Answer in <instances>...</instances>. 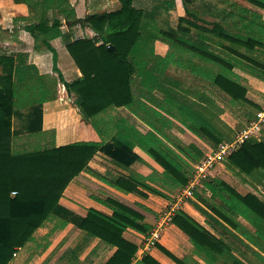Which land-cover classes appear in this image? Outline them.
I'll list each match as a JSON object with an SVG mask.
<instances>
[{"label": "trees", "instance_id": "obj_1", "mask_svg": "<svg viewBox=\"0 0 264 264\" xmlns=\"http://www.w3.org/2000/svg\"><path fill=\"white\" fill-rule=\"evenodd\" d=\"M15 1L28 7L30 23L23 29L33 36L35 46H38L40 33L48 38L60 37L82 77L67 82L56 66V58L53 71L57 76L34 75L18 68L13 57L0 56V264H13L14 254L34 243L25 260L27 263L37 252L49 247L51 233L64 229L69 222L89 237L114 248L103 264H161L148 253L135 260L137 245L123 237L128 229L148 235L152 225L145 219L157 221L158 212L142 203H128L108 195L106 199L95 197V200L108 207L110 214L90 207L84 217H77L63 208L59 199L68 183L86 168L98 151L129 164L135 158L132 147L136 145L163 168L160 186L167 192L160 189L155 179L141 174L118 177L108 184L123 193L137 192L145 197L147 195L137 188L142 186L155 195L169 198V194L186 186L190 164L202 157L201 151L192 144L176 142L172 137L169 143L173 146L167 149L161 146L162 139L153 131L141 135L125 130L107 141H78L15 153L12 148L13 117L27 109L22 115L26 120L25 131L40 132L41 106L57 99L61 83L71 99L78 97L73 102L93 124L96 123L92 119L98 113L123 106L161 135L162 115L159 111H150L149 102L195 135L217 145L229 139L226 132L216 128L201 112L203 106L188 101L175 90L176 80L166 82L165 72L172 65L210 82L226 93L233 105H248L251 112L247 119H252L258 106L247 99L250 86L235 68L264 81V53L260 51L264 48V21L258 19L256 13L239 8L233 27L240 28L230 32L220 21H215L212 28L197 23V40H191L185 35L192 26L196 27L194 21L199 20L191 7L193 0H181L185 15L191 19L179 16L177 27L170 29L155 28L148 23L143 9L133 5L135 0H118L120 7L116 10L88 13L80 18L76 17L69 0ZM160 7L164 13H169L176 8L175 0H161ZM244 14L248 18L243 17ZM62 19L71 23L68 30L80 25L90 28L93 36L75 38L63 33L60 29ZM212 37L226 54L210 47L208 42ZM156 40L168 45L165 55L154 51ZM41 42L51 47L46 38ZM241 47L246 51L241 52ZM155 90L165 95L162 100L153 96ZM200 98L209 100L203 94ZM225 161L226 167L251 176L259 184L264 183V139L244 141L226 156ZM207 177L202 181V193L207 191L208 196L196 194L209 208L192 200L190 203L205 216L208 227L182 210H176L171 218V223L187 235L192 245L191 253L180 258L160 243L155 247L176 264H247L233 253L230 241L214 233L221 230L264 264V201L250 192L241 194L210 172ZM238 217L254 230L243 226ZM47 221L53 222V227L39 242L34 233ZM45 262L46 259L42 264Z\"/></svg>", "mask_w": 264, "mask_h": 264}, {"label": "crops", "instance_id": "obj_2", "mask_svg": "<svg viewBox=\"0 0 264 264\" xmlns=\"http://www.w3.org/2000/svg\"><path fill=\"white\" fill-rule=\"evenodd\" d=\"M144 1L145 0H135L133 2V5L137 8L143 9L145 14L150 15L153 13H159L154 12L153 10L146 11L148 8L140 7L137 5V2L142 3ZM69 3L74 9L76 17L79 18L88 13L112 11L120 7V2L118 0H69ZM262 3H264V0H197V18L199 19L197 23L202 26L212 28V25L215 21H220L221 23H224L225 29L227 31L233 32L235 29L240 28L233 27L235 25L234 20L235 17H237L236 15L239 8L247 9L252 13H256L259 17L258 19L264 21V8L262 7ZM111 5H113V7L110 8L109 6ZM176 7L177 13L174 14H177L176 16L178 17L184 16V9L181 11L177 5ZM162 13L169 15V13L171 12L164 13V11H162ZM173 15L169 16L172 17ZM243 17L248 18V15L244 14ZM29 23V11L25 3L16 2L15 0H0V56L13 57L15 65L18 68L27 69L34 75L57 76V72L53 71V60L56 56V66L67 82H73L81 78L82 74L73 61L72 57L70 56L69 52L67 51L65 44L63 43L61 38H48L46 34L40 33L38 34V37H40L37 41L38 46H35V40L33 36H31L29 32L23 29V26ZM62 23L63 24L60 27L61 31L63 33L73 35V37L75 38L80 36L90 38L94 34V32L90 28L82 27L80 25H73L70 30H68L71 25L69 27H66L64 24V19H62ZM245 30L246 28L243 27L242 31ZM43 38H46L51 46L50 48H48L43 44V42H41ZM158 43H162V45H160L161 48L165 46L166 49L167 44L160 40H156L153 43L154 51L157 54L163 56L166 54V50L164 51V53H158L156 49L158 48V46L156 45ZM208 43L212 49H214L213 47H215L224 51V49H222L217 43V39H215L214 37H212V40H210ZM224 44L226 46L229 45L228 41L224 42ZM240 51L245 52L246 50L245 48L241 47ZM260 51L264 53V48L263 50L260 49ZM66 52L69 55H67ZM263 55L261 54V56ZM168 68L165 72V80L166 82L170 83V80L172 79L167 73ZM237 73H239V71ZM239 74L246 78L250 86L249 90L246 93L247 99L255 103L259 109L263 97L264 81L242 71H240ZM203 81L205 82V80ZM217 89L222 94H224L227 101H230V97L226 93L221 91L219 88ZM153 96L159 100H162L165 95L162 92L155 90L153 92ZM73 99L77 101L78 97L72 96L71 99L70 95L66 91L65 86L59 83L57 90V99L44 102L41 106L42 116L40 132L26 133L29 134V138L20 141L21 144L28 145L31 141L35 143L36 140H39V142L42 144V147H52L78 141H107L112 136H117L125 130H130L131 134H134V132H138L141 135H145L148 131H153L162 139V147L166 146L168 149L169 147L173 146L169 143L170 138L172 137V139H174V141L176 142L183 143L185 145H194L197 150L202 152L203 157L211 148H215L220 143L219 142L217 145H214L209 139L195 135L178 120L172 118L171 116H169V114H167L163 110H160L149 102H147V105H149L150 111L156 110L159 111L162 115L161 117L163 121L161 119V135L155 132L153 128L144 123L123 106L116 107L114 110L110 109L111 111H108V120L105 118V116L107 115L106 113H103L104 115L101 114V112L98 113L92 119L96 123L93 124L90 119H87L83 116V114L79 111L77 104L73 102ZM26 110L27 109H23L21 110V112H25ZM257 110L255 111V115ZM250 112L251 110L249 112L247 111V116L241 118V121H238L239 118L237 116L231 118L229 116V113L225 112V114L227 115V119L224 122L227 127H230L233 130L230 131L229 129H225L226 135L229 139L223 141L231 140L235 135L237 129H239L238 127H240L241 125L243 126V124L245 125L250 120L249 118L247 119ZM222 120L224 119L222 118ZM170 121H172V123H170ZM172 124L173 126H170ZM229 131L233 134L231 133L228 135ZM263 134L264 125L260 131L259 137L253 139L258 140ZM37 135H39L40 137L37 138ZM133 136L136 137L138 135ZM27 141L30 142L27 143ZM34 143H32L31 145H33ZM132 153L135 156L133 161L129 164H123L114 160L105 152L98 151L88 161L86 168L68 183L62 197L59 199V204L63 208L69 210L73 215L77 217H84L86 215L87 208L90 207L110 214L111 210L108 207L95 200V197L106 199L108 195H112L117 198H124L125 200L130 202L142 203L143 205L151 208L159 214L167 210L170 205L177 203V210H182L190 217H192L195 221L204 225L203 222L205 223V216L201 212H199L190 202H187L192 200L195 203H199L200 205H202V203L199 201L201 199L197 196L196 193L200 195L205 194L206 196H208L209 194L207 191L204 194L202 193L203 180L201 181L200 185L195 187L191 192L186 189L190 181L189 178L186 186L181 189H177L172 194H169V198L155 195L142 186H137V188L139 189V191L147 195L145 197L137 192L123 193L108 184V181H114L118 177H128L131 174H141L143 176L150 177V179H155L154 174H156L160 178H163V168L139 146L136 145L132 147ZM219 164L221 165V162H217L215 165ZM214 168L215 167H213L212 170H214ZM212 170L210 173H212ZM189 177H191V173ZM205 179H208V177H206ZM94 182L99 184L101 186L100 188H105L104 192H107V194L99 188H94ZM231 186H233L241 194L249 192L248 190H246V192H242V189H239L240 187H235V185L232 184ZM253 194L256 195L255 193ZM83 207H85V209ZM237 220L243 226L249 229V227H247V225L244 223L245 220L243 218L238 217ZM145 221L153 226L154 221L147 218L145 219ZM245 222L249 224L247 221ZM69 227L77 228L78 231L83 234V242L75 245L74 247H71V249L64 250L61 254H59L58 257L57 254H54L57 248L55 247L56 245H49V247L46 249L47 251L45 250L46 252L43 251L41 252V254H39V256H37L34 264H42L45 259V264H59V261L60 264H62V261H65V264H81L80 260L87 257L95 247H90V249L84 254L85 250L90 246L87 243L97 238L89 237L83 230L78 228V226L72 222H69L64 229H67ZM251 228L253 227L251 226ZM64 229H62L61 233L64 232ZM128 233H132L130 234L131 237L127 236ZM141 235L142 234L132 229H128L123 233V237L125 239L137 245V252L134 258L135 260L141 258L143 254L148 253L161 264H176L155 246L149 247L146 252L140 250L139 243L141 240ZM223 238L227 240L226 237ZM97 241L99 242L98 239ZM230 242L232 247H235V244L242 247L241 244L234 241L232 238H230ZM158 243H160L165 249L173 253L175 256L180 258L188 253H191L192 249V245L188 241L187 235L171 222L166 223L165 227L162 230V235ZM111 249L112 254L114 248ZM233 253L236 255L234 251ZM82 254H84V257L81 258ZM111 254H109L105 259L101 260L100 263L103 264L111 256ZM238 257L242 259V257ZM90 258V256L87 258L86 264H92V262L90 263L89 261ZM242 260L244 261V259Z\"/></svg>", "mask_w": 264, "mask_h": 264}, {"label": "rangeland", "instance_id": "obj_3", "mask_svg": "<svg viewBox=\"0 0 264 264\" xmlns=\"http://www.w3.org/2000/svg\"><path fill=\"white\" fill-rule=\"evenodd\" d=\"M160 1L161 0H145L142 3L137 2V5L140 7L148 8L146 11H150V10L154 11L155 10V12H159V13H156V14L153 13L150 15L145 14L146 20H148V23L152 24L153 27L161 28V29L176 28L177 24H178V16H176L177 14H174V13H177V11H176L177 7L175 8V10H172L171 13H169V15L174 14L172 17H170L168 14L166 15V14L162 13L163 10L160 7ZM176 5L180 8L181 11L183 10L181 0H176ZM109 7L111 8V7H113V5H111ZM191 7L195 11V13L197 14V0L192 1ZM184 17H187L185 15V13H184ZM187 18H189V17H187ZM189 19H191V18H189ZM194 22L196 23V27L192 26L190 29L191 31L185 35L187 38H189L191 40H197V20H195ZM184 25L188 26V23L184 22ZM156 45L158 46V48H156L158 53L159 52L164 53L165 50L167 52V50L169 48L168 45H167V49L165 46L163 48H161L160 45H162V43H158ZM213 48L217 51H220L223 54H226V52H224L223 50L217 49L215 47H213ZM67 55H69V54L67 53ZM55 58H56V56H55ZM235 71L236 72L239 71V73H240V70H238L237 68H235ZM167 73H168L169 77H171L172 80H176L178 82V85H175V90L180 95L185 97L188 101H196L197 103H199L198 105L203 106L202 109L200 108L201 112L204 115L208 116L210 122L212 124H214V126L216 128H218L219 130H222V131H225V129L226 130L229 129L230 131L233 130L232 128L227 127V125L224 122L227 119V115L225 114V112H228L229 116L231 118L234 116H237L239 118L238 121H241L242 120L241 118L246 117L247 111L250 110V107L248 105H245L242 107L240 105H233L230 101H227V99H225L224 94H222L213 84H211L210 82H206V80L204 82L203 79H197V77L191 75L190 73H188V72H186L180 68L170 66L168 68ZM202 94L206 96V100H207V98L209 100H207V101L199 100V99H201L200 97H202ZM195 97L197 98V100ZM110 109H113V108H107L101 112V114H103V113L107 114L105 116V118L107 120L109 117L108 111H111ZM22 113L23 114H21V115H15L13 117V121H12L13 129H14V136L12 139L13 151L15 153H17V152L29 151V149L39 150V148H43L42 144L39 142V140H36L35 143L33 141H31V142L27 141V143L30 142L28 145L21 144L20 141H23L24 139L29 138V134H26L28 132H26L24 129V126L26 124V120L24 118L25 116H22L26 113V111L22 112ZM222 118L224 120H222ZM241 126L238 128L241 129L244 126V124L242 127ZM239 129H237V131ZM230 131L228 132V135L232 133ZM34 135H36V134H34ZM38 137H40V136L37 135V138ZM262 139H264V134L258 140H262ZM32 143H34V144L31 145ZM218 162H221V165L220 164L215 165L214 170H212V173L216 177L223 178V180L228 182L230 185L232 184V185H235V187H238V188L240 187L239 189H242V192H246V190H248L249 192H253L257 196H259V198L261 200L264 201V183L259 184L251 176L245 175L243 173H239L236 170H232V169L226 167L225 166V163H226L225 160H221ZM193 164L194 163H191L190 164L191 169H188L190 173L192 171V165ZM154 178H155L158 186L160 187V189L167 192V190H165L164 188H162L160 186V184H161L160 179L161 178L156 174H154ZM94 183H95L93 185L94 188H99L103 192L105 191V188L104 189L100 188L101 186L99 184H97L96 182H94ZM104 193L107 194V192H104ZM110 196H112V195H110ZM119 199H122L128 203H133V202L125 200L124 198H119ZM199 201L202 203L203 207L205 206V207H207V209L209 208L208 204L204 200L201 199ZM216 201L218 202V200H216ZM187 202H190V201H187ZM83 208L85 209V207H83ZM160 216H162V214H160ZM244 223L247 225V227H249V229L251 231L254 230L245 221H244ZM203 224L205 226H207L204 222H203ZM52 227H53V222H51V221L45 222L34 233L35 239L39 242H42L44 237L46 235H48V233ZM61 231L62 230H56L53 233H51L49 236V243H51L50 245L53 244V245H56L55 247H57L55 252H54V254H57V257L64 250L71 249V247H74L75 245L83 242V236H82L83 234L81 232H79L77 228H70L69 227L67 229H64V232L61 233ZM214 233H216L219 236L226 237L227 240L230 241V237L228 236V234L226 232H222L221 230H217ZM130 234H132V233H128V235L127 234L126 235L128 237H131ZM87 244L90 246L85 250L84 254L90 249V247H93V246H95V247H94V250L91 253H89L87 257L80 260L81 264H86L87 258L89 256L91 257L89 260L90 263L92 262V264H93V262H94V264H101L100 263L101 260L105 259L112 252V249L110 247L103 245L101 242H98L97 239H93ZM34 245L35 244L32 243L29 246H26L21 251H19L15 256V260H13V264H34L35 259L37 258V256H39V254H41V252H37V254L35 256H33L27 263H25V260L28 257L30 250L34 247ZM46 251H44V252H46ZM233 251L236 253V255L242 257V259H244L245 263H247V264H263L261 261L256 259V257H254L252 255V253L245 246L241 247L240 245L235 244V247H233ZM84 254L81 255V258L84 257ZM61 263L65 264L66 262L62 261ZM59 264H60V261H59Z\"/></svg>", "mask_w": 264, "mask_h": 264}, {"label": "built area", "instance_id": "obj_4", "mask_svg": "<svg viewBox=\"0 0 264 264\" xmlns=\"http://www.w3.org/2000/svg\"><path fill=\"white\" fill-rule=\"evenodd\" d=\"M263 125L264 91L260 108L257 110L255 117L247 122L241 129L236 131L231 140L221 141L215 148H211L198 162L192 165L191 177L186 189L192 192L194 188L199 186L201 181L208 176V173L211 172L218 161L225 160L226 156L231 151L236 150L244 141L258 138ZM177 207V203L170 205L166 211L161 213L162 216L159 214V218L153 223L152 229L148 235L142 234L140 236V250L146 252L149 247L155 246V244L159 242L163 228L166 223L171 222V218L177 210Z\"/></svg>", "mask_w": 264, "mask_h": 264}, {"label": "water", "instance_id": "obj_5", "mask_svg": "<svg viewBox=\"0 0 264 264\" xmlns=\"http://www.w3.org/2000/svg\"><path fill=\"white\" fill-rule=\"evenodd\" d=\"M64 24H65L66 27H69V26L71 25V23H69V22L66 21V20H64ZM108 47H109V49H114L113 46H108Z\"/></svg>", "mask_w": 264, "mask_h": 264}]
</instances>
